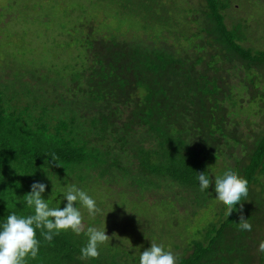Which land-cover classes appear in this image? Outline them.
I'll use <instances>...</instances> for the list:
<instances>
[{"label":"trees","instance_id":"16d2710c","mask_svg":"<svg viewBox=\"0 0 264 264\" xmlns=\"http://www.w3.org/2000/svg\"><path fill=\"white\" fill-rule=\"evenodd\" d=\"M200 1L199 8L170 12L163 4L167 0H156L159 10L151 15L165 16L168 28L179 12L196 26L186 34L178 30L179 43L169 44L159 32L154 38L146 32L144 38L125 39L119 30L80 23L86 38L73 41L80 47L79 66L32 70L25 76L37 84L20 85L19 92L15 84L0 88V219L10 211L29 214L23 195L40 181L50 206H56L57 195L63 207L60 185L76 183L84 190L92 184L101 196H93L98 206L116 191L124 200L154 204L172 216L193 205L201 215L198 222H205L207 211L213 220L200 227L189 223L191 230L179 234V241L171 228L181 220L170 218L162 228L168 229L165 235L150 224L141 227L149 240L132 246L133 252L101 244L99 255L86 260L79 256L83 231L62 230L44 241L36 230L41 243L26 264H137L139 251L151 242L171 250L176 264H264V252L258 250L264 240V128L245 138L235 121L243 110L238 97L250 86L264 88V50L242 45L246 22L226 26L230 0ZM141 14L135 15L140 22L154 19ZM236 73L237 87L232 83ZM251 100L264 109V93ZM225 167L248 181L247 194L228 215L226 205L213 200L211 177L203 192L195 178L201 171L214 176ZM241 217L250 230L237 227ZM163 235L170 237L164 244Z\"/></svg>","mask_w":264,"mask_h":264},{"label":"rangeland","instance_id":"374dc122","mask_svg":"<svg viewBox=\"0 0 264 264\" xmlns=\"http://www.w3.org/2000/svg\"><path fill=\"white\" fill-rule=\"evenodd\" d=\"M167 1L168 3L172 1V5L163 2L165 8L170 12L171 10L175 11V7L178 9L183 7L199 8L198 4L201 2L200 0ZM97 2L101 4H97ZM149 2L147 3L145 0H0V88L4 85L15 84L14 89L19 92L20 85L26 83L32 87L37 84L25 76L32 70L50 69L54 68L53 66L59 70L64 64L74 65L75 63L77 64L74 67L79 66L81 64V59L78 58L80 47L73 41L86 38L79 30L83 28H79L80 23L89 24L91 22L89 26H93L95 29H104L105 27L108 31L119 30V36L125 39H132L134 36L144 38L146 32L150 38H154V34L159 32L157 36L163 37L169 44L176 41L174 37L178 30L186 34L196 28L195 25H189V19L185 18V14H181L180 10L177 11L179 14L175 17L173 12L167 14V19L170 18L169 15L173 16L170 20L173 27L172 29L168 28L169 20L167 21L165 16L157 18L155 15H151L154 11L159 10L156 0H149ZM139 10L143 12L141 15L148 14L154 19L146 23L144 20V23L140 22V19L136 20L138 18L135 15ZM224 15L225 24L228 27L238 23L239 20L246 22L247 41L242 42L244 47L264 50V0H230V8ZM76 17H79V20L82 18V22L77 20L75 23ZM158 24L162 25L158 27ZM72 26H76L74 28L77 29L74 34H71ZM60 65L62 66L59 67ZM42 70L40 73H43ZM227 71L229 72L228 68ZM239 76L236 73L232 77L235 87H237ZM255 93H264L262 84L256 88L250 86L238 97L239 100H242L243 110L235 115V121H238L240 131L245 138H247V134L253 136L264 128V109L259 103L252 105L255 100H251V96ZM249 108L251 113L248 115ZM85 187L84 190L89 195L95 196L97 199L101 197L95 185L86 184ZM107 195L105 202L99 205L101 212L95 217H89L81 207L82 224L87 228L88 222L94 224L98 221L96 226L102 227L104 220L105 233L108 235L109 241H105L103 244L112 247L120 246L122 250L131 248L130 252L135 250L132 246L141 247V243L145 244L149 240L148 237L141 234L144 232L141 227L150 228V224H152L155 230H163L164 226L168 227L167 223H171L170 218L181 220L182 225L171 228V232H174L172 237L174 236L178 240L179 234L184 236L187 233V227L191 230L189 223L194 224L196 221L200 227L213 220V212L207 211L206 223L204 221H199V223L197 219H201V215L193 205L184 208V212H178L172 216L167 214L166 208H160L154 204L149 205L150 203L142 206L140 203H134L131 199L124 200L123 196L120 197L116 191L109 194V198ZM163 231H165V235L168 229ZM166 237L160 242L167 243Z\"/></svg>","mask_w":264,"mask_h":264},{"label":"clouds","instance_id":"9594fccd","mask_svg":"<svg viewBox=\"0 0 264 264\" xmlns=\"http://www.w3.org/2000/svg\"><path fill=\"white\" fill-rule=\"evenodd\" d=\"M51 161H54V157ZM210 177L215 193L213 200L223 202L228 215L234 204H238L241 197L247 194L248 181L231 167H225L214 176L201 171L195 177L200 191L208 189ZM45 187V183L33 181L29 185V191L23 195L24 205L31 209L29 214L17 215L10 211L0 219V264H26L28 259L35 258L41 243L37 239L36 230H40L39 235L44 241H50L62 230L76 235L83 231L86 241L79 249L82 260L96 258L99 255L98 246L109 241L104 220L102 227L89 225L85 228L82 224L81 207L89 217H95L101 212L93 196L76 183L63 184L59 186L58 192L64 201L63 207H59L61 200L56 199L57 195L56 206H50L48 197L42 198ZM77 203L80 207H77ZM236 224L240 230L251 229L248 219L243 217ZM258 250L264 252V240L259 241ZM176 261L177 257L173 252L157 242H151L149 247L139 251L137 258V264H176Z\"/></svg>","mask_w":264,"mask_h":264}]
</instances>
